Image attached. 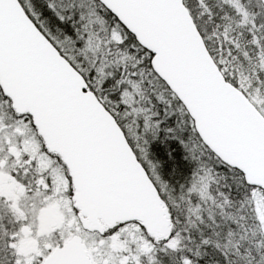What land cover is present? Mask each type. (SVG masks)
I'll use <instances>...</instances> for the list:
<instances>
[{
	"label": "water",
	"instance_id": "obj_1",
	"mask_svg": "<svg viewBox=\"0 0 264 264\" xmlns=\"http://www.w3.org/2000/svg\"><path fill=\"white\" fill-rule=\"evenodd\" d=\"M97 1L152 54L153 72L182 104L201 142L264 192V119L225 81L183 0ZM0 91L60 158L85 230L136 222L166 238L169 212L124 132L18 0H0ZM43 264L92 263L73 235Z\"/></svg>",
	"mask_w": 264,
	"mask_h": 264
},
{
	"label": "rangeland",
	"instance_id": "obj_2",
	"mask_svg": "<svg viewBox=\"0 0 264 264\" xmlns=\"http://www.w3.org/2000/svg\"><path fill=\"white\" fill-rule=\"evenodd\" d=\"M185 3L199 34L211 51L215 63L264 119V0H185ZM207 4L213 6L223 4L229 8L233 15L232 19H234L235 27L242 29L246 39L250 42H246L252 52L253 60H251L250 69L240 67L241 65L231 53V43L227 35L234 30L233 27L227 24L222 26L221 31L219 27L210 23L212 15ZM80 5L84 10L81 14L82 19L88 18L87 25L90 28L94 26L91 34L88 33L89 37L86 35L85 42L87 44L85 48H82L81 53L84 58L87 55L91 56L93 64H98L99 70L102 71L103 67L108 68L112 64L109 58H118V52L108 48L107 45L111 42V48H114L113 45L117 44L119 38L116 31L112 30L109 31L108 36L106 35L108 28L97 16L95 9H98V7L96 4H92L90 0H83V4ZM51 36L59 43L57 45L61 50L73 59L74 63L81 64L79 59L71 54L68 47L61 40H58L52 34ZM253 55L257 57L255 58ZM260 73H262L261 76H259ZM151 77L150 80L148 78L149 82L143 75H140L141 79L139 80H135L136 76L128 80L127 85L124 87V96L120 100V107L119 105L114 107L116 111H119L122 106L123 127L127 131L128 138L135 145L140 159L144 162H146L145 148H143L142 142H145L146 130L151 126L150 118L145 109V106L150 104L149 99L157 98L158 101H164L168 106L174 105L172 106V115H176L177 118L179 116L178 120H180L181 116L179 114H182L185 125L189 127L188 130L195 132L192 119L189 116L188 118L185 117L187 115L186 110L183 109L181 104L177 103L173 95L167 93ZM98 82H101V78H98ZM165 98L168 100H165ZM16 115L18 114L13 110L11 103L0 91V147L3 149L5 145H28L27 147H30L33 151L35 165L38 166V169L48 168L49 175L54 177L56 182L54 192L64 194L65 213L60 216L59 220L60 223L61 221L64 223V238L66 241L72 235L81 236L95 264H161L160 261L165 258L166 254L180 251L179 245L184 243V233L182 237L173 234L170 239L162 243L161 240L163 239H157L150 235L139 223L130 222L115 225L111 230L104 229L102 234L85 231L77 211L74 210L72 199L74 191L67 170L54 157L47 159L40 154L42 141L38 137L39 135L35 131L31 134L25 124V118ZM180 121L183 122V119L181 118ZM187 144L189 154L194 153V155H197V159L201 158L199 152H205L202 146L203 143L188 140ZM138 146H141L142 149ZM148 172L153 178L157 177L154 167L149 168ZM158 184L165 193L163 202L165 208L168 210L167 205L169 204L177 217L174 223L171 221L169 235L174 228L179 227V218H184V221H188L192 227L195 226L192 222L200 221L203 216L206 217V220L211 218L213 221L216 218L218 220L221 218L223 202L220 201V193L217 190L219 188L218 183L205 172L202 166L186 186V192L179 191L180 188L174 189L166 186L163 189V185ZM248 195L249 213L251 215L249 220H253L254 227L241 228V238L253 241L252 250L254 251L258 247L257 238L264 239V192L263 190L253 189L250 190ZM173 197L175 202L172 201ZM238 211L240 212V208ZM37 227L41 228L35 215L32 229H30L33 236L36 234ZM228 234L229 239L233 242L234 237L231 233ZM239 244L235 242L233 247H239ZM223 246L229 245L224 244ZM233 247L230 246V249L233 250ZM172 258L175 259L176 256ZM242 258L241 262L243 264H264L262 260L251 261L249 257L243 258V260ZM169 259L171 258L169 257ZM169 259L167 258V261ZM182 264L190 263L189 260L183 259Z\"/></svg>",
	"mask_w": 264,
	"mask_h": 264
},
{
	"label": "trees",
	"instance_id": "obj_3",
	"mask_svg": "<svg viewBox=\"0 0 264 264\" xmlns=\"http://www.w3.org/2000/svg\"><path fill=\"white\" fill-rule=\"evenodd\" d=\"M18 1L35 26L83 76L88 89L95 94L106 110L115 118L137 160L144 167L156 186L162 202H164L165 193L158 183L163 185V189L166 186L167 188H180L179 191L186 192V186L190 183L194 174L196 175V171L200 170L201 166L218 183L219 188L217 190L220 193V201L223 202L221 218L219 220L216 218L213 221L211 218L206 220V217L203 216L200 221L192 222L195 225L193 227L188 221H184V218H179V227L174 228L168 238L161 240V242H166L173 234L182 237L184 233V243L179 245V252H169L160 263L182 264V260L186 259L189 260L190 264H243L241 262L242 256L243 258L249 257L251 261H264V239L257 238L258 247L257 250L253 251V241L241 238V228L246 227L249 229L254 227L253 220H249L251 215L249 213L250 202H248V193L253 189H262L250 185L240 171L223 163L204 144L202 146L205 152H199L201 158L197 159V155H194V153L190 155L187 141L202 142L196 132L188 130L189 127L185 125L186 123L182 114L179 115L183 119V122L180 121L181 118L178 120L179 116L177 118L176 115H172V106L174 105L168 106L163 100V102H160L157 98H151L149 99L150 104L145 106L151 125L146 130L144 136L145 142H142V146L145 148L146 162L140 159L135 145L128 138L127 131L122 124V106L119 111H116L114 108L117 105L120 107V100L124 96V87L127 85L128 80H131L135 76V80H139L141 79L140 75H143L147 79V82H149L148 78L150 80L152 76L167 93L173 95L153 72L151 67L152 54L142 48L136 38L97 0H90L92 4L97 5L98 9H95L97 16L104 22V26L108 28L106 35L108 36L109 31L112 30L116 31L119 38L117 44L113 45L114 48H111V42L107 45L108 48L118 52V58H109L112 64L108 68L103 67V70L100 71L98 64H93L91 56L87 55L84 58L81 53L82 48H85L87 44L85 42L86 35L88 36V33L91 34V30L94 28V26L90 28L87 25L88 18L82 19L81 17L84 10L80 7V4H83V0ZM183 4L187 8L185 0H183ZM207 6L212 15L210 23L219 27L221 31L222 26H226L227 24L233 27L234 30L227 35L231 43V53L241 65L240 67L243 66V69H250V63L253 59L249 44H246L249 41L246 39L242 29L235 27L234 19H232L233 15L229 8L223 4L214 6L207 4ZM51 34L68 47L71 54H74L79 59L80 65L74 63L73 59L61 50L57 45L59 43L54 40ZM203 42L205 41L203 40ZM205 46L213 60L211 51L206 44ZM216 66L222 73L225 81L232 84L223 74L220 67L217 64ZM98 78H101V82H98ZM232 85L236 87L234 84ZM174 98L177 103L181 104L175 96ZM165 100L168 99L165 98ZM188 116L187 113L185 117L188 118ZM138 147L142 149L141 146ZM151 167H154L156 170L157 177H154L155 179L148 172ZM172 199L175 202L174 197ZM167 206L171 221L174 223L177 217L171 206L169 204ZM239 208L240 212L238 211ZM243 222L246 224H241ZM228 233H231L234 237L233 242L229 239ZM235 242L240 243L239 247H233ZM224 244L229 246H223ZM230 246L233 247V250L230 249ZM173 256H176V258H172ZM167 258L169 259L168 261Z\"/></svg>",
	"mask_w": 264,
	"mask_h": 264
},
{
	"label": "flooded vegetation",
	"instance_id": "obj_4",
	"mask_svg": "<svg viewBox=\"0 0 264 264\" xmlns=\"http://www.w3.org/2000/svg\"><path fill=\"white\" fill-rule=\"evenodd\" d=\"M16 116L25 118L31 134L37 133L28 115ZM27 146L0 147V264H43L54 249L67 242L64 223L59 220L65 213L64 194L54 192V177L49 175L47 167L38 169L33 151ZM40 154L47 159L54 157L65 169L59 157L49 153L43 142ZM35 215L41 228L37 227L33 236L30 229ZM78 217L81 222L79 213ZM102 228L111 230L113 226L102 224ZM82 243L95 264L83 239Z\"/></svg>",
	"mask_w": 264,
	"mask_h": 264
}]
</instances>
